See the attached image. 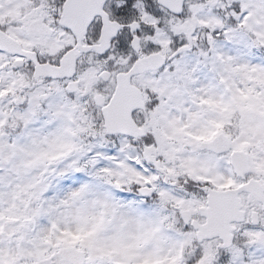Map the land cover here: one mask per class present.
<instances>
[{
    "label": "snow or ice",
    "instance_id": "1",
    "mask_svg": "<svg viewBox=\"0 0 264 264\" xmlns=\"http://www.w3.org/2000/svg\"><path fill=\"white\" fill-rule=\"evenodd\" d=\"M0 264H264V0H0Z\"/></svg>",
    "mask_w": 264,
    "mask_h": 264
}]
</instances>
